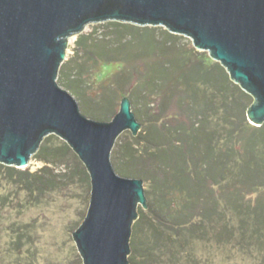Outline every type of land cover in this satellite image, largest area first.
Here are the masks:
<instances>
[{"label": "water", "instance_id": "95a60500", "mask_svg": "<svg viewBox=\"0 0 264 264\" xmlns=\"http://www.w3.org/2000/svg\"><path fill=\"white\" fill-rule=\"evenodd\" d=\"M104 21L191 38L256 100L247 117L260 126L264 0H0V163L23 169L46 136L64 140L91 179L88 213L73 234L83 264H129L134 221L141 206L156 202L144 177L121 175L114 145L146 124L133 97L122 99L111 121L89 119L56 82L67 38Z\"/></svg>", "mask_w": 264, "mask_h": 264}, {"label": "rangeland", "instance_id": "374dc122", "mask_svg": "<svg viewBox=\"0 0 264 264\" xmlns=\"http://www.w3.org/2000/svg\"><path fill=\"white\" fill-rule=\"evenodd\" d=\"M67 40L65 59L59 68L56 82L75 98L81 114L98 122H108L120 110L122 99L126 97L130 100V97H133L132 109L140 113L146 124L140 127L137 135L128 130L123 132L114 145L121 175L127 174L129 165H126V161H131L137 156L141 159L136 161L139 168L153 166L154 162L149 161L147 155L154 147V141L149 139L151 137L154 139L153 136L156 138V135L150 132L149 124L155 122V117L161 110L167 116L163 124H168L171 129V133L168 134L169 143L172 144L178 137H187L184 128L190 127L192 121L196 122V114L191 112L189 94H186L183 86L176 84L181 80L183 84L194 86V92L199 91L195 81L200 78L188 66L202 62L208 65L218 63L209 52L197 49L191 38L171 33L164 26H140L120 21L88 23L81 32L68 37ZM182 53L185 56H182ZM255 102L253 98L249 107L247 106L248 109ZM161 126L163 125L159 124L155 127L158 129ZM179 129H183L182 132H178ZM64 145L67 143L55 134L44 138L39 150L32 155L30 162L23 169L37 172L47 167L48 170L41 174L52 179L54 184L42 194L31 196L27 192H21L13 208L7 211L9 220L3 227L7 228L9 223L14 225H8V230L2 228L0 230L1 236H8L12 229L17 230L26 226L30 230V244L24 246L22 250L25 256L27 255L25 258L31 259L34 264H83L73 234L82 225L88 213L91 179L79 157L68 145V148ZM44 147L46 153L40 151ZM58 149L61 155H51ZM168 152H172L170 147L164 154ZM175 161L165 157L159 158L161 164L169 166L173 178L178 175L176 172L178 165ZM160 167L158 163V168L162 171ZM159 177L162 179L161 175ZM144 178L154 201L159 204L163 198L161 192L167 190L164 183L159 190H155L156 186L151 185V180L145 176ZM165 197L172 198L178 206L180 204L183 207V210L180 212L178 206L175 210L171 208L169 214L171 222L165 219L164 225L148 218L150 204L148 201L147 208L141 206L146 216L142 220V227L133 245L134 225L140 219V214L134 221L129 264H139V261H142V255L138 257L139 261L136 260L140 254L139 237L143 236L141 238L145 239L144 236L151 230L157 236L162 234V238L159 241L157 237L159 241L157 247L156 245L146 247L147 251L153 253V257L145 264H188V258L185 256L186 247L183 246L184 238L181 236L178 241L173 238L172 223L176 222V219L191 227L194 221L199 222L200 213L197 206L188 208L185 206L186 199L183 195L174 193L173 196L168 194ZM246 201H249L252 207L254 204H264V189L256 192L247 189ZM225 209L227 216H221L225 219L218 227L217 220L214 222L209 219L205 221L206 225L202 226V230L208 229L209 233H213L212 229L216 228L214 232H221L220 225L225 220L232 221V218L228 217L232 214L228 208ZM199 232L201 228L197 229L196 226L194 233ZM149 240L150 238H146V245ZM5 241L2 238L0 245ZM206 241L207 239L198 242L197 238H194L192 248L197 249L195 253L197 262L190 264H264V252L255 245L252 247L245 244L243 247L235 239L221 241L223 244L220 245L218 241H209V244ZM171 242L179 246L181 244L179 250L184 252L177 254L176 249L171 250ZM204 244L213 251V254L208 255L210 253L206 252Z\"/></svg>", "mask_w": 264, "mask_h": 264}, {"label": "trees", "instance_id": "16d2710c", "mask_svg": "<svg viewBox=\"0 0 264 264\" xmlns=\"http://www.w3.org/2000/svg\"><path fill=\"white\" fill-rule=\"evenodd\" d=\"M182 56L185 54L182 53ZM188 68L200 78L195 81L199 91L194 92V86L186 83L185 85L181 80L176 86H183L186 94H189V105L191 112L196 114V122L192 121L190 127L184 128V132H187L186 138L178 137L170 144L168 134L171 133V129L168 124H163V120L167 116L161 110L160 114L155 117V122L149 124L150 132L156 135V138L153 136L154 139L152 137L149 139L154 141V147L147 155V159L154 162L153 166L139 168L136 161H140V157L133 158L131 155L133 159L126 161V165H129L126 173L134 177L145 176L151 180V185L156 186L155 190H159L164 183L165 190H168L164 193L161 192L160 195L163 198L159 204L150 202L148 218L151 221L165 225V219L168 222L171 220H169L171 208L175 210L178 203H175L172 198L165 197L168 194L170 196H173L174 193L183 195L187 208L193 205L197 206L201 217L198 223L194 221L191 223V227L189 225L187 227L184 222L175 219L176 222L172 223L173 230L171 229L176 241L181 236L184 238V242H182L186 247L185 256L188 258V264L197 262L195 259L197 249L192 248L194 238H197L198 242L204 241V239H207L206 243L218 241L219 245L223 244L221 241L235 239L243 247L255 245L264 252V204H254L252 207L250 202L246 201L247 189L253 192L264 189V123L260 126L249 123L247 109L253 97L231 80L228 72L220 63L208 65L202 62L190 65ZM159 124L165 127L161 126L157 129L155 126H159ZM182 130L179 129L178 132H182ZM67 145L64 146L68 148ZM169 147L172 152L164 154ZM40 151L46 153V147L41 148ZM51 155H61V151L58 149ZM157 156L176 160L178 175L173 178L169 172V166L161 164ZM158 163L163 169L162 171L159 170ZM45 170L48 168L31 172L27 169H18L0 163V230L1 228L8 230V225H14L9 223L7 228L3 227L9 220L7 211L13 208L14 202L21 192L24 191L33 196L52 188L53 180L45 178L41 174ZM159 175L162 176V179ZM180 179L181 182H179ZM225 208H228L232 214L231 217L228 216L230 219L232 218V221L225 220L220 225L221 232H214L216 228L212 229L213 233H209L208 229L202 230V226L206 225L205 221H209V219L214 222L217 220L216 226L218 227L220 222L225 219L221 216H227ZM177 209H180L181 212L183 207L179 204ZM144 216L146 214L141 210L140 219L134 225L133 245L136 241L135 237L142 227ZM196 226L197 229L201 228V232L198 234L194 233ZM15 229H12L8 236L0 234V241L2 238L6 240L0 245V264H34L31 259L25 258L27 255L25 256L22 250L24 246L30 244V230L26 226ZM147 234L144 236L150 238L147 245L146 238L142 239L141 235L139 237L141 240L139 243L140 254L136 257V260L139 261L140 255H142V261L140 260L139 264H145L152 259L153 253L147 251L146 247L153 245L157 247L162 238V234L157 236L153 230ZM180 246L174 242L170 243L171 250L176 249L177 254L184 252V250H179ZM204 246H206V252L210 253L208 255L213 254L207 245L204 244Z\"/></svg>", "mask_w": 264, "mask_h": 264}]
</instances>
